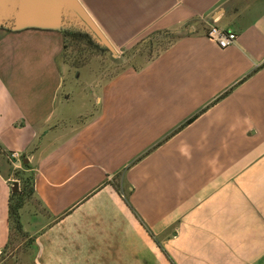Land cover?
Masks as SVG:
<instances>
[{
	"label": "crops",
	"instance_id": "1",
	"mask_svg": "<svg viewBox=\"0 0 264 264\" xmlns=\"http://www.w3.org/2000/svg\"><path fill=\"white\" fill-rule=\"evenodd\" d=\"M79 1L115 49L171 40L98 85L60 31L0 28V255L18 168L37 264H264V0Z\"/></svg>",
	"mask_w": 264,
	"mask_h": 264
},
{
	"label": "rangeland",
	"instance_id": "2",
	"mask_svg": "<svg viewBox=\"0 0 264 264\" xmlns=\"http://www.w3.org/2000/svg\"><path fill=\"white\" fill-rule=\"evenodd\" d=\"M170 40L171 38L166 33H155L154 35H150L145 39H140L134 42L127 49L116 48V56H114L107 48H92L85 40H83L84 43L81 45L82 49L80 48L71 50L70 47L65 48L63 47L62 35L61 51H68L69 55L67 63L71 66L73 71L76 70L78 73L76 76H74L73 71L71 72V81L86 79L89 82H94L100 85L102 82L111 78L113 75L117 74L128 66L140 67L142 64L149 61L156 54H158L160 50H162L170 42ZM10 51H13V49ZM66 82L67 80H65L64 83ZM78 85L73 87L74 89L71 90L72 97L71 100L67 102V108L71 113L76 111L80 105V100L78 97ZM66 91L67 89L61 90L59 99H61V96L66 93ZM92 96L94 95H91V97ZM17 169L14 171V176L17 180L14 181L16 184L14 188H12V193L17 192L19 190V183L22 185L23 180L27 178L26 176L19 175V170ZM119 190L125 196L128 193L126 186L119 185ZM30 200H32L31 196H27L24 200V203H27ZM35 251L36 249L32 244V240L27 239L26 235L24 236L23 234L12 229L8 244L0 255V258L3 260L11 259L13 264H37L34 262L33 258Z\"/></svg>",
	"mask_w": 264,
	"mask_h": 264
},
{
	"label": "water",
	"instance_id": "3",
	"mask_svg": "<svg viewBox=\"0 0 264 264\" xmlns=\"http://www.w3.org/2000/svg\"><path fill=\"white\" fill-rule=\"evenodd\" d=\"M0 28L80 32L116 56L114 46L79 0H0Z\"/></svg>",
	"mask_w": 264,
	"mask_h": 264
},
{
	"label": "trees",
	"instance_id": "4",
	"mask_svg": "<svg viewBox=\"0 0 264 264\" xmlns=\"http://www.w3.org/2000/svg\"><path fill=\"white\" fill-rule=\"evenodd\" d=\"M63 35V47L68 48L70 47L71 50L74 49H80L83 40L88 42V44L95 49H105L103 47H100L97 43H95L90 36L84 33L70 31V30H62L61 31ZM87 44V43H86ZM82 49V48H81ZM62 55L67 62L68 59V51H62ZM27 178L23 180V187L21 191L11 193L8 203V222H9V229L10 232L12 229L17 231L18 233L23 234L24 236L26 233L23 231L21 219H20V208L24 204V200L27 196H30L32 193V182L31 177L26 176ZM114 187L116 190H119V185L117 183H114Z\"/></svg>",
	"mask_w": 264,
	"mask_h": 264
},
{
	"label": "built area",
	"instance_id": "5",
	"mask_svg": "<svg viewBox=\"0 0 264 264\" xmlns=\"http://www.w3.org/2000/svg\"><path fill=\"white\" fill-rule=\"evenodd\" d=\"M207 36L214 41L219 47L225 48L236 41L237 35L235 32L219 28L216 25H212L208 31ZM9 157L19 158L20 154L17 151H10Z\"/></svg>",
	"mask_w": 264,
	"mask_h": 264
}]
</instances>
